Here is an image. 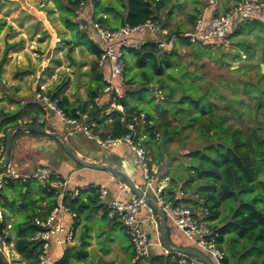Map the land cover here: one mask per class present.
I'll return each instance as SVG.
<instances>
[{
    "label": "trees",
    "instance_id": "trees-1",
    "mask_svg": "<svg viewBox=\"0 0 264 264\" xmlns=\"http://www.w3.org/2000/svg\"><path fill=\"white\" fill-rule=\"evenodd\" d=\"M51 1L57 6L62 24L73 35V46L70 51L74 46H84L95 56L93 84L96 87L90 90V100L80 105H73L67 96L61 94V88L47 94L40 91L43 94L42 97L56 103L57 108L69 120L79 119L81 115L85 114L89 116L90 122H95L97 125L112 120L111 131L101 134L99 137L103 141L122 139L132 134L136 143H141L146 148L155 149L159 141L166 144L174 141L182 142L183 139L188 138L187 132L193 131L196 134V142L201 143L202 148L184 155L185 160L179 161V168L185 170V176L181 177L180 173L173 174L170 184L161 192V197L166 203H172L173 206L185 204L191 206L196 212L208 211V220L213 223L212 229L219 234V242L226 253L223 264H264V169L259 160L263 159L264 161V135L256 127L247 128L243 125L237 127L230 121L231 119L240 121L243 117L253 114V111L258 113L257 110L264 109V75H259V81L256 84L240 83L242 87L240 90L235 89L237 92L235 99H225L221 95L225 99L222 102L224 110L231 112L230 115L225 114L221 110V105L212 100V93L201 91L202 87L196 82L194 74L183 72V70L175 72L179 68L176 61L177 50L166 51L158 44L148 42L140 49L131 50L128 53L135 61L138 72L127 82L128 85H134L127 86V93L125 92L123 97L117 100V105L122 106L123 111L116 110L110 115H106L110 104L99 108L95 101L101 90L107 85L98 63L103 51L97 41L89 39V25L81 30V24L74 21L77 17L76 12L84 0ZM167 1L93 0L95 8L92 15L88 8L84 10V13L87 20L91 19L103 26H111V30L114 31L126 25L137 27L150 20L162 24L158 13L162 10L163 3H167ZM241 1L239 0L237 3ZM120 12L123 15L119 16ZM109 15L118 18L121 27L110 24L109 18H106ZM201 15L203 14L200 9H197L190 16L191 23L195 25ZM218 15L219 13L216 12L215 16ZM254 24L264 28L262 23L255 22ZM162 25L169 29L167 24ZM5 26V22L0 23V33ZM243 32V28H239L230 37H238ZM44 34L49 37L47 32ZM176 40L183 45L193 47L194 50L196 46L201 49L209 48L191 44L180 35ZM245 52L249 54L248 51ZM129 64L126 61V80ZM2 67L3 62L0 63V69ZM151 88L154 90L157 88L162 100L168 103L170 109L166 108L164 111H160L158 108L144 110L138 105L130 103L131 98L137 97L140 92L148 91ZM248 101L253 104H248ZM100 114H103L102 117H99ZM22 118V112L13 114L0 111V134H4L3 138L0 137L3 155L6 154L10 130L22 127L20 123ZM34 120L37 122L38 117L36 116ZM130 125L134 126V130L129 129ZM33 126L34 129L29 133L34 136H47L44 133L45 124ZM21 133L22 131H18L15 135ZM52 139L55 138L52 137ZM158 161L161 160L157 159ZM263 161L262 163H264ZM1 166L3 167V164ZM19 184L29 189L31 183L15 182L7 188ZM40 190L41 199L29 200L28 192L26 195L22 194L26 200L19 205L20 209L23 210L32 205L39 206L32 217L28 216L20 222L14 220L11 234H8L7 231L11 219L10 211L6 208L9 213H3L2 234L7 236L8 243H14L15 250L27 264L38 262L42 248L41 243L33 240L38 230L33 220L35 218L46 219L61 202L77 213L78 219L86 209L95 206L105 212L106 218L122 227L116 218L109 217V211L100 204L99 187L95 185H90V188L85 190L79 189L78 196L67 194L62 200L54 192H48L41 187ZM181 192L185 197H180ZM85 195L87 197L83 199ZM228 202H234L239 206L235 209L229 205L230 209L232 207V216L228 221L223 222L222 220L223 223L220 225L222 209ZM43 203H45V207H42ZM5 205L12 209L16 203L6 199ZM88 246V243H85L80 249L77 247L68 248L56 264L81 263L88 257ZM164 258L165 256L157 257L154 262L163 264ZM177 258L178 255L173 253L167 256L168 261L174 259L171 264H176ZM74 259L77 262H73ZM0 264H8L1 253Z\"/></svg>",
    "mask_w": 264,
    "mask_h": 264
},
{
    "label": "rangeland",
    "instance_id": "rangeland-1",
    "mask_svg": "<svg viewBox=\"0 0 264 264\" xmlns=\"http://www.w3.org/2000/svg\"><path fill=\"white\" fill-rule=\"evenodd\" d=\"M238 1L168 0L167 3H163L162 10L158 15L161 23L167 24L172 35L178 37V35L183 36L190 31V26H193L190 16L197 9L201 11L211 7L216 10L218 9V12L222 13L226 8L231 7ZM51 10L54 11L56 9L54 5L48 3L46 0H0V23H6V26L0 33V63L3 62V67L0 69V111L8 113L18 112L20 108L16 102H20L26 109L30 104H38L40 107L45 108L46 114L44 116L48 117L45 123L46 132L50 134L64 133L62 131L64 125L65 134L59 136L62 138L67 137L69 140L68 144L74 152L82 148L85 151H91L95 156L99 152L103 154L105 153V148L101 149V145V147H97L95 145L97 141L90 140L85 134L76 133L71 137L68 136L72 128L61 120L56 111L50 107L48 98L42 97L43 94L40 92H52L60 87H64L62 88L63 94L73 104L80 105L89 100V89L93 85L95 56L84 46H74L73 50L70 51L73 43L64 41L72 40V35L61 24L58 13L53 15L50 12ZM254 23L247 22L242 24L240 28H243L244 32L238 37H230L223 45L210 46L207 49H201L199 46H196L194 50L193 47L183 45L174 40L165 49L166 51L177 50L178 52L176 61L179 68L175 72L183 70V72L194 74L196 82L202 87L201 91L203 93H212V100L216 104L221 105V110L225 114L230 115L231 112L224 110L222 102L225 99L236 98L237 92L235 89H241L240 83L244 84L248 82L256 84L259 81V75L262 74L261 65L264 64V28ZM44 32H47L49 37ZM245 51H248L249 54ZM126 58L130 63V68L127 66L129 68L128 77L125 80L124 87L134 85H128L127 82L138 72L135 61L128 55ZM107 99L106 97L105 101L96 102L99 108H103L108 104ZM130 103L138 105L144 110L158 108L160 111H164L166 108L167 110L170 109L168 103L162 100L157 88L156 90L151 88L148 91L140 92L137 97L130 99ZM248 104L252 105L253 103L248 101ZM257 111L258 113L253 111V114L243 117L240 121H236L235 119H231L230 121L237 127H241V125L247 128L250 126L256 127L264 135V109ZM28 113L26 111L25 119L30 123L31 118L27 117ZM102 115L100 114L99 117H102ZM56 118L61 122L56 125L57 128L53 125ZM24 121L22 127H26ZM105 124L106 122L102 123V125ZM24 130H22L21 134L15 136L11 143L10 168H19L27 162L19 161V157L16 154L18 146H20V155L27 156H21L22 160L29 159L31 157L29 153H36L38 158H47V166L54 165L58 154L62 151L63 153L61 154L70 157L74 163H77L68 153L64 144L61 145V140L56 141V138L52 139V136L34 137ZM13 131L10 130V133H13ZM187 133L188 138L183 139L182 142L174 141L166 144L163 141H159L155 149L147 147L151 167L159 169L157 176L160 179L164 178L160 173L165 171L167 174H170L171 171L175 170L177 161L185 160V154L202 148L201 143L196 142V134L193 131H188ZM56 142L59 144V147H54ZM157 159L162 161L161 166V161L157 162ZM259 160L264 169L263 159ZM170 167L171 169L169 170ZM179 167L180 162L178 163ZM182 171L185 173L184 169ZM88 172L95 173L96 171L89 169L82 170L83 181L81 180V182L86 180ZM23 189L20 185H16L2 191L3 199L0 201V210L7 208L10 211L11 223L15 215L17 216L15 218L16 222H20L28 216L32 217L39 206L32 205L23 210L19 208V205L24 202ZM29 192V200L41 199L42 197L38 183H31L29 185ZM6 198H12L15 201L16 205L12 209L5 205L4 201ZM229 205L235 209L239 206V204L234 202L226 203L222 209V217L219 221L220 225L224 221L230 220L232 216V207L230 209ZM83 219H85L84 216ZM97 222L99 225H104V222L101 220H97ZM115 229H117L119 238L126 236L119 226L115 227ZM7 231L8 234L12 233L10 230ZM97 233L101 234L99 230Z\"/></svg>",
    "mask_w": 264,
    "mask_h": 264
},
{
    "label": "built area",
    "instance_id": "built-area-1",
    "mask_svg": "<svg viewBox=\"0 0 264 264\" xmlns=\"http://www.w3.org/2000/svg\"><path fill=\"white\" fill-rule=\"evenodd\" d=\"M87 8L92 15L95 8L93 0H84L81 3L80 8L76 12V21L81 24V30L89 24V39L97 41L103 51L98 63L101 69L108 68L109 76L105 79L107 83L106 87L101 90L100 95L95 101L100 102L103 97H108L110 106L105 114L110 115L112 112L122 109L117 105V100L123 97L121 90L125 85L126 55L129 51L138 50L148 42L156 43L161 48L166 49L177 37L172 35L170 30L164 28L162 24L153 20L147 21L145 24L137 27L126 25L113 31L96 21H92L91 19L88 21L84 13V10ZM247 22L264 24V1L242 0L230 10L218 16L214 15L211 18L203 14L198 17L191 31L184 34L182 38H186L191 44L195 45L208 47L223 45L236 32L239 26ZM49 103L50 107L56 111L61 120L72 128L69 135L76 133L85 134L90 140H96L105 149L126 144L136 155L146 183V186H144L146 188L145 191L142 188L138 190L145 197H147L149 190L155 191L162 211L173 226L192 241L199 252L208 255L215 264H223L226 253L219 242V234L213 231V223L208 220V211L196 212L191 206L185 204L173 206L172 203L164 201L161 194H159L160 190L155 189L153 186L154 180H156L159 174V169L151 167L149 151L141 143H136L132 134L122 139L103 141L94 134L97 124L90 122L87 114L81 115L79 119L69 120L57 108L56 103L50 100ZM129 129L134 130V126L130 125ZM1 169L0 193L11 183L15 182L21 184L38 183L42 189L54 192L61 200L67 194L79 193V190L76 193L77 191L70 189L69 178H64L55 169L47 165H38L29 172H21L10 168L8 165L1 166ZM114 179L117 180L116 178ZM118 181L120 190L128 198H113L106 186H95L99 187V201L109 211V217L111 219L116 218L126 230L135 249L136 261H149L151 250L154 246L149 229L146 226V221L140 218L142 209H146L151 216L150 220L156 228L159 246L167 255L172 254L170 250L163 246L160 240L159 215L156 216L155 210L143 197L135 193L127 183ZM87 188H90V186L81 188V190ZM180 197H185L183 192L180 193ZM77 219V213L64 206L61 202L46 219L35 218L33 220L34 225L38 229L33 240L41 243L42 247L36 264H56L62 258L64 250L75 242ZM53 247L60 250V255L51 260L50 255ZM0 253L8 264H20L17 261L19 256L15 250V246L7 242L5 234H0ZM176 264L205 263L193 256L178 254Z\"/></svg>",
    "mask_w": 264,
    "mask_h": 264
},
{
    "label": "crops",
    "instance_id": "crops-1",
    "mask_svg": "<svg viewBox=\"0 0 264 264\" xmlns=\"http://www.w3.org/2000/svg\"><path fill=\"white\" fill-rule=\"evenodd\" d=\"M46 1L48 3H51L52 5H54L56 10H54V11L51 10L50 12L53 15L58 13V18L60 20V13L57 9V6L51 0H46ZM227 9L228 8H226L224 11H222V13L225 12ZM218 11H219L218 9L216 10V9L210 7L209 9L205 8V9L201 10V13L204 14L205 16L211 18L216 14V12L219 13ZM219 14H221V13H219ZM121 15H123L122 12L119 13V16H121ZM106 18H109L110 24L121 27L120 26V20L118 18H115L113 15H109ZM74 21H76V19ZM88 21H90V19ZM60 22H61V20H60ZM61 24H62V22H61ZM192 25L194 26V23H192ZM193 26H190L191 29L193 28ZM105 27L108 29H111V26H105ZM240 27H242V25L239 26V28ZM191 29H190V31H191ZM69 32L71 33V31H69ZM71 35H72V33H71ZM65 41H67V40H65ZM72 41H73V35H72V40H70V42H72ZM70 42H68V43H70ZM127 55L129 57H131L129 54H127ZM127 55H126V57H127ZM126 61H127V58H126ZM102 74L104 75V80L109 76V70L107 67L105 69H102ZM92 84H93V81H92ZM117 84L119 85V83H117ZM94 87H96L95 84H93L92 87H90V89H89V100H90V90L94 89ZM60 88L62 89L64 87H60ZM126 89H127L126 87L122 88L121 93L123 95L125 94ZM57 90H55V91H57ZM55 91H52V92H55ZM47 93H45V94H47ZM61 94L63 96H65L63 94V89H62ZM105 99H106V97H103V100H101V101H105ZM88 101H86V102H88ZM16 104L18 105L20 110L16 113H13V114H17L19 112H22L23 118L20 121V123L22 125L23 121L25 120L24 124L26 125L27 129L24 131L26 133H29L30 130L34 129V126L32 127V125H35L37 127L40 124L46 123V118H48V117L44 116L46 114L44 107H40L38 104L37 105L30 104V106H28L26 109V107L21 105L20 102H16ZM73 105H75V104H73ZM120 107L122 109H120L119 111H123V107L122 106H120ZM26 111L29 112L27 117L31 118L30 123H28V121L25 119ZM36 116L38 117L37 122H35V120H34V118ZM55 120L56 121L53 124L54 126L61 123L58 120V118H56ZM55 128H57V126ZM111 128H112V120H108V122L105 125L98 124L97 128L94 130V134L97 137H100L101 134L109 133L111 131ZM44 130L46 131L45 127H44ZM62 131L64 133L58 132V133H53V134H56V135L57 134L58 135L65 134L64 125L62 127ZM15 133L12 135L11 143L13 142L15 136H18V135H15ZM29 134L31 136H34L32 133H29ZM67 135H68V133H67ZM47 136H52V135H50V133H49V134H47ZM47 136H45V137H47ZM68 136L71 137L73 135H68ZM0 137L3 138L4 134L3 133L0 134ZM34 137H43V136H34ZM55 140L59 141L60 139L56 138ZM64 140L67 143H69V140L67 139L66 136L64 137ZM62 144H63V142H61V145ZM95 145L97 147H101L97 142ZM19 147L20 146H18L17 152H16L17 156L19 157V161H22V162L27 161V162L25 164H22V166H20L19 168L12 166L13 168H16V169H19L22 171H31L34 167H36L38 165H48V164H46L47 158L46 157H39L38 158L36 156L37 155L36 153H33V154L29 153V156H31V157L29 159L22 160L21 156H23V157H27V156L20 155V153H19L20 148ZM54 147H59V144L56 142ZM64 147H65V145H64ZM6 148H7V146H6ZM102 148L103 147H101V149ZM1 149H2V145L0 144V167L6 161V154L3 155ZM79 149L80 150H75L76 151L75 153L80 158H82V159H84V160H86L92 164L107 165V166H112V167H114V166L121 167V169H123V171L125 173L129 174L132 177V180H133V183H134V186L136 187V189L142 188L143 191H145L146 188L144 186H146L145 185L146 183H145V180L143 177L142 170L138 164L137 157L134 154V152H132L131 149L126 144H122V145L117 146V147H111L108 149H104L105 153L101 154V152H99L97 154V156H95L93 153H91V151L90 152L85 151L82 148H79ZM48 150H49V148H48ZM59 150H61V149H59ZM57 151H58V149H57ZM58 153H59V151H58ZM61 153H63V152L61 151L58 154V157H57L55 164L49 165V166L52 167L53 169H55L64 178L70 179V189L72 191H77L76 193H78L79 189L90 186V185L106 186L109 189L110 194L113 198H121V199L128 198L127 195L122 193V191L119 188V181H118L119 179L115 180L114 177L110 173L89 169V170L96 171V172L95 173L88 172L87 173L88 176H87L86 180L84 182H81V180L83 179L82 170H86L88 168H85V167L79 165L78 163H74L70 157H67ZM35 158H37V159H35ZM178 163L179 162L177 161V163H176L177 165L175 166V170L171 171L170 174L169 173L167 174L165 171H162L160 173L161 176H164V178L163 179L162 178L161 179L156 178V180H154L153 186L155 189H159L160 192H162L170 184V179H171L173 174L180 173L181 177L185 176V173H183L182 170L180 171L181 168L180 169L178 168ZM161 165H162V161L160 162V166ZM8 166L10 167V161L8 163ZM170 169H171V167L169 168V170ZM80 182H81V184H80ZM20 186L22 187V189L24 188L22 191L23 195H26L27 192H28V194H30V192L28 191L29 190L28 188H25L23 185H20ZM160 192H159V194H161ZM0 195H1V201H2V199H3L2 193H0ZM72 195L78 196L79 193L78 194L72 193ZM24 197L25 196H23V198ZM86 197H87L86 195L83 196V199H86ZM147 197L150 200H152L158 207L161 208L160 202H159V200L155 194V191L149 190L147 193ZM9 200L11 202L14 201L12 198ZM25 200H26V198H24V201ZM42 207H45V203L42 204ZM4 212L9 213V211L6 208L1 209L0 210V217H1L0 221L3 220V213ZM155 215L157 216L158 213L155 212ZM83 216L85 217V219H83ZM16 217L17 216L15 215L13 222H14ZM140 218L142 220L146 221V224H147L146 226L149 229L151 239L154 242V246L151 250V256L149 258V261H147V262H143V261L137 262L136 261L135 249H134V246H133L129 236L127 235L126 231L120 225H118V223L112 222L108 218H106L105 212H103V210H99V208H96L95 206H91L90 208L86 209L83 213L80 214V217H79V219H77V222H76L77 236H76L75 242L73 243V245L68 246L64 250L63 253L65 254V252L68 248L77 247V249H80L85 243H88V245H89L87 248L88 257L86 259H83L81 261V263H79V264H160V263L154 262V259L157 257H160V256H165V258L163 259V264H171L172 260H174V259L168 261L167 256H169V255H167L163 251V249L159 246L156 228L153 225L152 221L150 220L151 216L149 215V213L146 209H142V211L140 212ZM97 220L103 221L104 225H99ZM13 222L12 223L9 222L7 230H10V231L12 230ZM166 223H167V237H168V241H169L172 248H174V249H177V248L178 249H187V250L191 249V250L198 251L196 245L192 241H190L180 230L175 228L167 217H166ZM117 226H119L125 232V234H126L125 237L119 238L117 229H115V227H117ZM159 229H160V233H161L160 240L164 246V243L162 240V228H161L160 216H159ZM98 230L101 232V234L97 233ZM78 235H79V239L77 240ZM12 244H14V243H12ZM171 252L173 254H177V255L180 254V253H174L173 251H171ZM64 254H63V256H64ZM59 255H60V250L57 249L56 247H53V249L51 251L50 259L53 260V259L57 258ZM18 256H19L18 262L20 264H27L25 261H23L21 259V256L19 254H18ZM206 256L208 257V259H210L213 262V264H215V262L208 255H206ZM73 262H77V261L74 259Z\"/></svg>",
    "mask_w": 264,
    "mask_h": 264
},
{
    "label": "water",
    "instance_id": "water-1",
    "mask_svg": "<svg viewBox=\"0 0 264 264\" xmlns=\"http://www.w3.org/2000/svg\"><path fill=\"white\" fill-rule=\"evenodd\" d=\"M261 69H262V74L264 75V64L261 65ZM27 127H20L18 129H15L13 131V133L21 131L26 129ZM13 133L9 134L8 140H7V148H6V161L3 164L4 166H7L9 161H10V153H11V139H12V135ZM46 135L49 134L46 131L44 132ZM55 138L60 139L63 144L65 145L66 149L68 150L69 154L73 157V159L81 166L88 168V169H92V170H97V171H101V172H106V173H110L114 178L119 179L120 181H123L125 183H127L140 197H143L145 199V201L155 210V212L158 213V215L161 218V228H162V240L164 243V246L170 250L173 251L174 253H180V254H186V255H190L193 256L197 259H199L200 261H202L205 264H213V262L208 259V257L206 255H204L203 253L199 252V251H195V250H191V249H174L171 247L169 241H168V237H167V223H166V216L164 214V212L162 211V209L160 207H158L152 200H150L148 197H145L144 194L142 192H140L138 189H136V187L134 186L132 177L125 173L123 171V169H121V167L118 166H107V165H95L92 164L82 158H80L74 151L73 149L70 147V145L64 140V138L60 137L59 135L56 134H50ZM1 169V167H0ZM3 228H4V223L3 221L0 222V234H2L3 232Z\"/></svg>",
    "mask_w": 264,
    "mask_h": 264
}]
</instances>
